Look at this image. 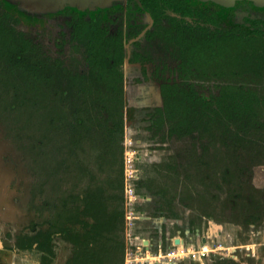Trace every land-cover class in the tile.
Segmentation results:
<instances>
[{
  "label": "flooded vegetation",
  "instance_id": "1",
  "mask_svg": "<svg viewBox=\"0 0 264 264\" xmlns=\"http://www.w3.org/2000/svg\"><path fill=\"white\" fill-rule=\"evenodd\" d=\"M78 1L79 3L76 4L68 3L60 16L63 20L61 61L67 72L65 85H67L68 77L72 76H76L77 86L86 84L89 79V71L94 65L92 62L93 65H89V61L85 58L89 54V50L92 52V60L97 71L101 68L104 70L116 68L121 72V93L117 98L111 94H107V96L104 94L105 99L102 100H99V95L91 98L94 110L90 134L92 141L93 139L97 141L98 149L96 170L93 174L95 189L97 191L106 190L110 195L119 191L123 199L120 204L124 219L122 264H126L128 244L132 251L148 258H150L148 255L154 256L158 253L177 251L185 245H190L191 250L198 252L200 244H202L201 250L205 249V251L202 254L198 253L197 257L196 255L194 257L184 256L181 259L160 260V262L148 264L199 262L208 257V253L210 255L214 253L211 249L206 250V240L201 236L200 221L204 219L209 223L219 219V216L215 214L219 190L224 192L223 189H225V197L221 200L222 207L229 206L231 210H235L241 205L240 202L245 198V189L252 183L253 166H264V129H256L248 137H245L247 140H251V143L241 144L236 152L224 144L221 137L216 136L217 133L213 135L212 133H202L200 130L199 132L193 131L192 136L181 137L177 134L168 136V124L165 122L161 127L156 124L155 111L163 108L161 87H205V91L209 93L212 86L224 85L226 79L213 77L205 71L207 69L204 68V63L208 64L210 57L206 56L207 49L203 45L209 43L212 37L225 36L232 29L238 32H264V8H256L247 1L235 2L233 7L228 9L212 2L181 0L182 10L174 7V5L179 6L180 0H112L107 5L104 3L100 8L94 4L92 7H87V1ZM72 5H76L77 8L70 7ZM72 20L79 30L77 40L70 38ZM226 21H230L231 24L227 25ZM22 28L29 32L23 23ZM179 30L184 32L182 36ZM51 31H48L50 32L48 38L43 36V40L49 53L53 54L57 49L54 46V40L57 38L59 28ZM88 37L91 38V46L87 41ZM180 37L191 38L190 41L193 39L192 43L195 42L197 47L189 48L182 45ZM187 61L189 65L186 64ZM104 80L93 79L92 86L94 88H98L99 85L103 86L106 83ZM107 80L109 81V79ZM127 87L138 88L142 96H134L132 102L127 96ZM102 91L104 92V90ZM79 99L78 102L81 101L82 95L79 96ZM71 100L72 98L67 94L64 126L67 143H70L67 134L71 120L68 116ZM116 101L121 102V105L117 103L115 106L114 102ZM100 102L108 103L106 111L99 108ZM117 109L122 112L121 121L118 124L122 152L119 179L114 183L110 171L103 163L102 156L114 136V128L117 125L115 122ZM129 109L133 111V116L131 113L129 114ZM80 117L85 119L83 113ZM135 120H138L137 123L140 126L145 124L143 130L147 133L146 141L139 138L134 139L136 134L130 124ZM260 120H264V112ZM81 135L82 133L72 149L77 148L79 142L83 140ZM241 137L244 138L243 134ZM176 140L188 143L187 159H191V167L195 170L194 178L200 184L198 187L188 186L187 190L179 193L172 189L177 179L176 173L181 167L174 161L159 166L162 169L165 168V173L162 175L165 181L163 185L156 183L153 179L144 178L145 167L150 157L158 151H162L163 146ZM215 146L220 147L225 153L228 152L229 159L228 165L223 168L219 177L215 173L214 164L206 159L210 148ZM170 159L172 160V158ZM244 159L247 163L243 164ZM173 166L175 167L174 171ZM244 169H247V173L244 172ZM104 171L107 175L105 189L100 185V176ZM234 172L239 173L237 178ZM167 177L174 179L169 180ZM117 185L120 187L116 188ZM162 188H165L171 195L175 194L177 200L174 204L179 219H169L158 215L157 208L161 206V194L155 193ZM184 194H188L190 202L187 207L182 208L178 199ZM234 198L235 202L231 201ZM250 199L253 198L250 197ZM193 203L197 204L199 213L192 214L189 218L183 217L178 208L184 212L190 210ZM203 205L204 207L201 208ZM250 208L249 213L255 211L260 215V218L253 225L243 222L246 226H256L260 221H264V213L255 199L250 203ZM202 211L213 213L215 218H207ZM129 216H131L130 220ZM176 240L178 243H175ZM14 251L20 253L16 249ZM222 260L223 258L220 257L211 261V264L215 261L222 262Z\"/></svg>",
  "mask_w": 264,
  "mask_h": 264
},
{
  "label": "trees",
  "instance_id": "2",
  "mask_svg": "<svg viewBox=\"0 0 264 264\" xmlns=\"http://www.w3.org/2000/svg\"><path fill=\"white\" fill-rule=\"evenodd\" d=\"M3 5L4 0H0V118L8 123L10 133L16 137H29L30 151L37 165L31 200L36 219L29 232L16 236L14 249L36 253L39 264H52L54 241L58 239L68 243L71 249L64 264H122L124 219L121 194L119 191L113 195L106 190L97 191L92 175L83 189L77 187L78 181L71 179V187L64 193L61 177L68 168L64 166L65 159L59 155L62 148L60 138L65 135L67 94L72 98L67 136L74 146L81 133L82 139L90 135L94 110L91 98L99 95L102 100L104 94L117 98L121 93V72L116 68L97 71L89 50L85 58L89 65L91 62L94 65L91 64L93 67L86 84L77 86L76 76H72L65 85L67 72L61 61L63 20L60 18L64 9L56 13L55 25L59 31L54 46L57 49L51 54L43 40L46 28L36 29L34 34L26 31L21 20L7 12ZM174 7L182 10L181 0L179 6ZM23 12L29 18L40 19L47 15ZM70 33V38L78 39L79 30L73 20ZM179 33L184 34L182 30ZM190 39L180 37V42L189 48L197 47ZM87 41L90 43L91 38L88 37ZM203 46L207 49L206 56L210 57L208 64L204 63L208 70L205 71L213 77L226 79V83L212 86L209 93L205 87L162 86L163 108L155 111L156 124L161 127L166 122L168 136H192L193 131L200 130L213 135L217 133L216 136L219 135L224 144L236 152L241 144L251 143L245 137L256 129H264V120H260L264 112V32L232 29L221 38L212 37ZM186 64L189 65L188 61ZM96 78L105 79L106 83L94 88L92 80ZM80 95L82 99L78 102ZM114 103L115 106L117 103L121 105L118 101ZM107 104L100 102L99 108L106 111ZM82 113L85 119H81ZM67 151L70 154L71 147ZM172 168L174 171L175 167ZM244 172L247 173V169ZM234 174L236 178L239 175L238 172ZM155 194H161L158 215L179 219L175 194L171 195L165 188ZM36 198L40 199L39 204H34ZM178 201L185 208L190 197L184 194ZM202 213L207 218H215L213 213ZM259 216L255 211L250 212L244 222L253 225Z\"/></svg>",
  "mask_w": 264,
  "mask_h": 264
},
{
  "label": "rangeland",
  "instance_id": "3",
  "mask_svg": "<svg viewBox=\"0 0 264 264\" xmlns=\"http://www.w3.org/2000/svg\"><path fill=\"white\" fill-rule=\"evenodd\" d=\"M83 1V0H82ZM87 7L93 4L100 8L104 3L108 4L112 0H84ZM39 4L52 9H64L67 4L79 3L78 0H38ZM24 0L11 2L4 0L3 8L19 18L24 27L31 33L34 30H43L46 26L44 36L48 38L50 32L56 28L57 12H46L45 18H29L23 11L38 12L41 8L34 4H26ZM89 3V4H88ZM77 8L76 5L70 6ZM40 8V9H39ZM23 10V11H22ZM46 10V9H45ZM61 11V10H59ZM29 18V19H28ZM230 25V21L225 22ZM51 29V30H50ZM52 32V31H51ZM129 86V85H128ZM130 87V86H129ZM128 88V87H127ZM142 90V89H140ZM127 96L133 102L134 96H142L138 88H128ZM133 106V103H132ZM132 108V107H131ZM129 109V114L133 116V111ZM122 112L116 110V127L113 139L107 146V150L103 152L102 160L107 169L111 173L114 183L118 182L119 170L121 164L122 143L120 139L119 123L121 121ZM138 121V120H137ZM135 120L130 124L131 129L135 131L134 139H142L146 141L147 133L143 128L145 124L138 125ZM8 123L0 118V264H39V256L34 252L16 253L13 249L16 236L29 232L31 224L35 221L36 216L31 207L33 197V185L37 178L36 160L30 151L31 141L28 136H21V139L11 132ZM12 131V130H11ZM61 146L60 156L65 159L64 166L68 169L62 172V190L64 193L71 187V179L78 181L77 187L83 189L89 182L90 175L93 176L96 170L97 157V141L92 135L84 137L79 142L77 148L72 149V145L67 143L66 136L60 138ZM71 147V153L68 154L67 149ZM188 143L182 141H174L167 146L162 147V151L153 154L145 167L144 178L153 179L156 183L163 185L165 183L163 176L165 168L159 167L162 164H170L172 161L181 166L177 171V179L174 183L173 190L178 193L187 190L188 186L198 187L197 180L194 178V171L191 167V159H187L186 150ZM197 153H199L197 151ZM172 158V160L170 159ZM206 159L210 160L215 167L217 177L225 166L228 165V152H224L220 147H211ZM243 164L247 163L244 159ZM186 171V172H185ZM105 171L101 173L100 185L103 189L107 186ZM251 185L245 189V198L241 205L231 210V207H222L221 200L225 197L224 192L219 190L217 195L219 200L215 204V214L219 216L217 221L201 219V236L206 240V250L214 251L212 255L191 264H211V261L223 258L222 264H264V221L256 226H246L243 222L245 216L251 211L250 203L255 199L259 208L264 213V166L258 165L252 168ZM186 187V188H185ZM189 189V188H188ZM172 190V191H173ZM177 193V195H179ZM216 194V193H215ZM181 195V193H180ZM252 197L253 199H250ZM40 199L36 198L34 204H39ZM179 213L185 218H189L192 214L199 213L197 204L193 203L190 210L178 208ZM125 239V237H124ZM126 241V239H125ZM200 243V241H199ZM199 251L202 249L200 244ZM184 249H191L190 245H185ZM70 245L61 240L54 241V253L52 264H64L70 255ZM198 251V252H199ZM198 255H196L197 257ZM189 264V263H184Z\"/></svg>",
  "mask_w": 264,
  "mask_h": 264
},
{
  "label": "built area",
  "instance_id": "4",
  "mask_svg": "<svg viewBox=\"0 0 264 264\" xmlns=\"http://www.w3.org/2000/svg\"><path fill=\"white\" fill-rule=\"evenodd\" d=\"M129 220L131 219V216L128 217ZM129 237V235H128ZM205 249L201 250V252H196L195 250L191 249H184L183 247H180L177 249V251H169L166 253H158L153 255H148V257L140 256L139 253L132 251L129 248V244L127 246V253H126V264H148V263H157L160 262V260H176L181 259L184 256H192L198 255V253L202 254L204 253Z\"/></svg>",
  "mask_w": 264,
  "mask_h": 264
},
{
  "label": "water",
  "instance_id": "5",
  "mask_svg": "<svg viewBox=\"0 0 264 264\" xmlns=\"http://www.w3.org/2000/svg\"><path fill=\"white\" fill-rule=\"evenodd\" d=\"M11 2H15L17 0H9ZM20 1V0H18ZM22 1V0H21ZM25 2H27L26 4H29L30 5V2H32L31 4H34L38 7L41 8V11H38L36 13H48V12H57L59 10H62V9H50L49 7L47 6H43L42 4L40 5L38 0H24ZM69 1V0H68ZM196 1H200V2H212V3H215L217 5H220L222 7H225V8H228V9H231L234 5L235 2H239V1H248V2H251L253 4L254 7L256 8H259V9H263L264 8V0H196ZM107 5V4H106ZM105 5V6H106ZM39 8V9H40ZM46 9V10H45ZM26 11V10H25ZM28 11V10H27ZM175 243H178L177 240L175 241ZM0 249H2V245H1V242H0Z\"/></svg>",
  "mask_w": 264,
  "mask_h": 264
}]
</instances>
